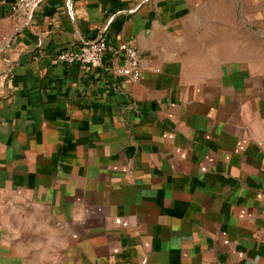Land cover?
Here are the masks:
<instances>
[{"label":"crops","instance_id":"1","mask_svg":"<svg viewBox=\"0 0 264 264\" xmlns=\"http://www.w3.org/2000/svg\"><path fill=\"white\" fill-rule=\"evenodd\" d=\"M0 0V264H264V0ZM134 41L143 74L57 55Z\"/></svg>","mask_w":264,"mask_h":264},{"label":"built area","instance_id":"2","mask_svg":"<svg viewBox=\"0 0 264 264\" xmlns=\"http://www.w3.org/2000/svg\"><path fill=\"white\" fill-rule=\"evenodd\" d=\"M42 0H16L12 10L15 15L29 17ZM112 50L119 60L112 72L118 77H125L131 81H139L143 74L142 60L134 41L122 42L117 48L108 45L104 38L92 41L83 40L78 48L66 49L57 55V61L63 64L79 63L83 69L89 71L92 67H103L105 59Z\"/></svg>","mask_w":264,"mask_h":264}]
</instances>
